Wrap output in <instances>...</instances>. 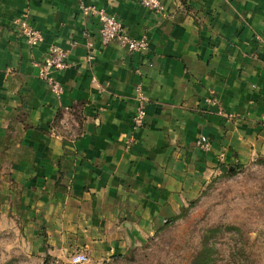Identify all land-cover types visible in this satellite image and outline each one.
Returning a JSON list of instances; mask_svg holds the SVG:
<instances>
[{
  "label": "crops",
  "instance_id": "obj_1",
  "mask_svg": "<svg viewBox=\"0 0 264 264\" xmlns=\"http://www.w3.org/2000/svg\"><path fill=\"white\" fill-rule=\"evenodd\" d=\"M183 1L155 13L137 0H0V241L16 232L51 259L125 254L220 164L264 154V0ZM83 7L116 17L146 50L102 45ZM52 45L68 62L49 74L57 94L40 76ZM77 105L81 135H56L57 113Z\"/></svg>",
  "mask_w": 264,
  "mask_h": 264
},
{
  "label": "rangeland",
  "instance_id": "obj_2",
  "mask_svg": "<svg viewBox=\"0 0 264 264\" xmlns=\"http://www.w3.org/2000/svg\"><path fill=\"white\" fill-rule=\"evenodd\" d=\"M80 108L57 113L56 135H81ZM217 168L198 196L154 234L136 239L125 254L91 258L86 264H191L207 231L217 227L223 229L209 239L214 264H264V154L254 155L245 164ZM18 235L11 232L8 240L0 241V264H69L68 259L43 255L17 239Z\"/></svg>",
  "mask_w": 264,
  "mask_h": 264
},
{
  "label": "built area",
  "instance_id": "obj_3",
  "mask_svg": "<svg viewBox=\"0 0 264 264\" xmlns=\"http://www.w3.org/2000/svg\"><path fill=\"white\" fill-rule=\"evenodd\" d=\"M143 8L155 12L162 13L163 8L160 0H137ZM82 13L85 16H96L100 24L98 37L102 45L110 43H118L125 47L129 53H137L145 51L147 44L145 39L135 40L127 36L123 30L121 23L114 16L108 15L102 11H96L93 7H83ZM19 33L24 37L31 47H35L41 42L40 33L35 30L28 19L18 21ZM67 53L56 45L48 48L47 56L44 58L40 67V76L48 82L53 93H59V86L55 80L51 79V72H61L67 69ZM133 124L135 127H142L145 123V110L142 105L138 107L133 116ZM199 144L204 149L209 147L208 142L201 138ZM89 261L88 256L82 252H75L68 258L69 264H86Z\"/></svg>",
  "mask_w": 264,
  "mask_h": 264
},
{
  "label": "trees",
  "instance_id": "obj_4",
  "mask_svg": "<svg viewBox=\"0 0 264 264\" xmlns=\"http://www.w3.org/2000/svg\"><path fill=\"white\" fill-rule=\"evenodd\" d=\"M183 3L184 1L181 0ZM223 229V227H217L211 230L207 231V235L203 237L202 240V248L201 250L197 253L195 257H193L191 264H214V261H216L212 256V247L210 245L209 239L213 238L214 234L220 232ZM226 230L233 229L231 227L225 228ZM245 255V254H244ZM233 255V259H235ZM238 257H243L242 254H237ZM236 261H234L235 264Z\"/></svg>",
  "mask_w": 264,
  "mask_h": 264
}]
</instances>
